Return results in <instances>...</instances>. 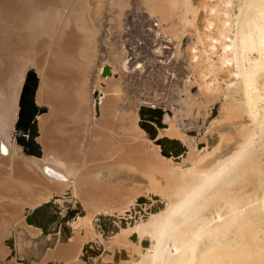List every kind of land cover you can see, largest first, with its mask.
Segmentation results:
<instances>
[{
    "label": "bare ground",
    "instance_id": "bare-ground-1",
    "mask_svg": "<svg viewBox=\"0 0 264 264\" xmlns=\"http://www.w3.org/2000/svg\"><path fill=\"white\" fill-rule=\"evenodd\" d=\"M137 1L184 60L170 121L117 40L132 0H0V264H85L110 231L107 264H264V0Z\"/></svg>",
    "mask_w": 264,
    "mask_h": 264
},
{
    "label": "rangeland",
    "instance_id": "rangeland-1",
    "mask_svg": "<svg viewBox=\"0 0 264 264\" xmlns=\"http://www.w3.org/2000/svg\"><path fill=\"white\" fill-rule=\"evenodd\" d=\"M132 2L134 4H132V6L130 5V7L128 8L130 10L127 11V14L128 15H127V17H125V19L127 20L126 21L127 23L124 24V20H123V27H125V25H127V27L124 30L121 29V31L123 33H121V34L118 35L119 37L117 38V40L118 39L120 40V38L122 39L121 43L128 50L127 53L129 55V60L131 61V64L133 65L134 63L138 62L139 64H142L144 66L142 68V70H144V69L145 70L144 71H141L140 72L141 74H139V75L137 74V73H139L138 70L137 71H132L133 69L132 70L130 69V71H129L130 73L126 72V75L127 76L125 75V78L128 77L129 78L128 80H130V81H128L127 78L125 79V81H128L131 85H129L128 82H125L124 83L125 86H126L125 88L128 87V89L124 90L126 92V94L128 93L127 95L125 94L124 97L125 96L127 97L130 93H133V92H131L132 89H133V91L136 90L134 83H131V81H132L133 78H135V77L138 78L139 77L138 79H141V77H143V79H141V80L147 79L146 84L147 83L153 84L154 83V80L158 81V79H159V82H160V85H161L160 86V88H161L160 90L161 91L159 92V96H158V99H157L158 101L156 103H153L151 101L148 105H150L151 103H153V104H157L158 103L157 104V105H159L158 108L162 111V113H164V114L165 113H168V116L171 117L172 113L169 112V111H170V109H172V107L169 106V102H170V98L174 96V92H173L174 88L176 86H178L176 88L177 89V92L179 91L178 92L179 95L182 94L181 93L182 92V85L181 84H182V79H183V75H184V67H183L184 60L181 57H179V58L176 59V57L173 55V52H174V51H172L173 48H172L171 45H169L170 42L167 41V40H164L163 41V43H165V44H163V47H167V49H162L161 50V53L156 55L157 60H154V55L155 54H153L154 53L153 52V45L157 42V38L158 37H156L155 33L152 31L153 28L151 27V25H154L156 23L154 21L155 19L148 17L147 15H145V12L143 11V9L138 8V3H137L138 1L137 0H132ZM140 16H141V18H140ZM130 23H132V24H130ZM150 28L152 30H149ZM116 34H117V32H116ZM152 41H154V42L152 43ZM158 41L160 42V40H158ZM156 62H157V64H156ZM155 64H156V66H154ZM157 66H159V67L157 68ZM155 70L158 71V72H155ZM173 70H174V72L172 73ZM133 72H135V73H133ZM132 73L133 74H137V75L136 76L135 75H132ZM155 74H157V75H155ZM129 75H132L131 76L132 79L130 78ZM142 75H144V76H142ZM162 77H165L166 80L163 81V78ZM137 78L136 79H133V81L134 80H138ZM138 82H140V80ZM132 85H134V86L132 87ZM179 86H181V87H179ZM130 87H132V88H130ZM129 88H130V90H129ZM179 89H181V90H179ZM127 90H129L130 93H129V91L127 92ZM124 91H123V93H125ZM151 91L149 90L148 92L151 93ZM131 95L132 94H130L129 96L131 97ZM122 97H123V94H122ZM125 103H126V100H125ZM171 119H172V117L171 118H168L169 121ZM169 121H167V122H169ZM163 122H164V119H163ZM164 123H165V126L164 127L167 129L168 128V125L166 124V121ZM23 131H24V129L23 128H20V131L18 133V138H21ZM199 143L201 145L202 141L199 142ZM142 197L144 199H146L147 201L146 200H143V201L139 202L137 200L136 201V204L134 206L135 208L133 210L134 211L133 212V215L127 217L128 219L134 221L135 220V216L136 215L138 216L140 213H141L142 216H144V213L150 212L151 208L154 205H156L157 202H159L157 199H154L152 201L151 199L146 198V196H142ZM60 200L61 199H59V198H55L53 201H51V203L52 204H55V203L60 202ZM62 202L68 204L67 207L68 206H71V204H72V202L69 201V197L68 198L66 197V194L64 195V198H63ZM149 202H150V204H149ZM142 211H144V212L142 213ZM127 214H131V213L129 212ZM107 216L108 217L109 216L111 217V215H107ZM127 218L125 219L124 217H120V221H122V220L125 221V220H127ZM114 220L115 219L113 218V220L111 222L113 224L115 223V225H117V223ZM51 235H55V234L52 233ZM105 236H102V241H100V242H95V240H91L90 241L91 243L94 241L93 242L94 245H96V247L98 246L96 249H95L94 245L92 246V244H90V242H88L89 247L91 248V250H96L97 251L96 252L97 254L94 253V254H90L89 256H87L86 257V260L87 261L89 260V261L88 262L87 261H84L85 264H96L95 263L96 261H97V264H103V263L105 264L106 261H103V260H105L108 257L110 258V256L114 258L115 263L118 260H122V261L126 262L129 259V255L130 254H129V250L127 248L128 245L125 246L126 248L121 245L122 247L120 246L121 249L119 250L118 249L119 248L118 247L119 245L115 244V242H111V239L112 238H110V237H114V234L110 231V234L109 235H105ZM112 251H114V253ZM109 252H111V253H109ZM119 252H120V254H119ZM126 252H128V253L126 254ZM118 257L121 258V259H119ZM13 258H14V256L12 255V256H10V257L7 258V261H11ZM101 260H102V262H101ZM107 261H109L108 264H111L112 263V261H110V260H107ZM1 262L2 261L0 259V263ZM4 264H7V263H4ZM18 264H21V262H19ZM50 264H52V263H50ZM106 264H107V262H106Z\"/></svg>",
    "mask_w": 264,
    "mask_h": 264
}]
</instances>
